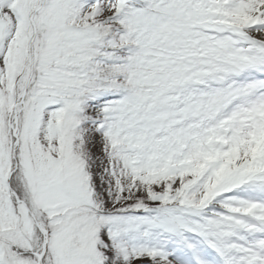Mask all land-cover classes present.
<instances>
[{"label": "snow or ice", "instance_id": "1", "mask_svg": "<svg viewBox=\"0 0 264 264\" xmlns=\"http://www.w3.org/2000/svg\"><path fill=\"white\" fill-rule=\"evenodd\" d=\"M0 264H264V0H0Z\"/></svg>", "mask_w": 264, "mask_h": 264}]
</instances>
